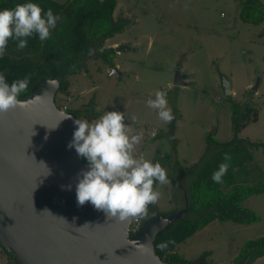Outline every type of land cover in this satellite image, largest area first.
<instances>
[{"label":"rangeland","instance_id":"rangeland-1","mask_svg":"<svg viewBox=\"0 0 264 264\" xmlns=\"http://www.w3.org/2000/svg\"><path fill=\"white\" fill-rule=\"evenodd\" d=\"M239 8L235 0H117L113 22L123 30L105 41L102 53L114 42L128 48L112 55L119 77L109 74L112 67L102 57L83 56L81 70L67 76L68 94L55 95L61 107L81 109L82 120L92 122L106 111H119L133 133L143 134L133 155L159 162L169 181L156 183L160 198L148 205L143 218L184 208V191L194 171H182L214 146L206 135L221 143L232 138L230 104L241 111L257 109V120L238 136L264 143V22H242ZM176 69L189 85L173 84ZM221 76L229 82L230 95L223 94ZM157 91L166 93L171 122L146 106ZM251 155L263 173L253 180L264 179V146L251 148ZM244 206L260 216L258 223L213 221L180 243L177 253L189 264H230L244 241L264 235V190L248 197ZM6 262L12 263L0 255V264Z\"/></svg>","mask_w":264,"mask_h":264},{"label":"water","instance_id":"water-1","mask_svg":"<svg viewBox=\"0 0 264 264\" xmlns=\"http://www.w3.org/2000/svg\"><path fill=\"white\" fill-rule=\"evenodd\" d=\"M109 74L120 75L115 67ZM186 78L176 69L173 84L187 86ZM220 86L231 94L223 76ZM58 89L57 79H45L0 114V246L15 264H166L153 241L187 206L143 220L132 237V218L107 220L90 203L79 206L77 176L88 165L68 147L75 118L55 104Z\"/></svg>","mask_w":264,"mask_h":264},{"label":"trees","instance_id":"trees-1","mask_svg":"<svg viewBox=\"0 0 264 264\" xmlns=\"http://www.w3.org/2000/svg\"><path fill=\"white\" fill-rule=\"evenodd\" d=\"M235 1L240 4L239 19L242 22L251 25H260L264 22V3L260 0ZM26 2L28 0H0V9H11L17 4ZM32 2L37 3L44 11L51 8L60 19L51 31L49 39L44 42L34 34L27 38L26 48L18 49L17 42L9 40L5 54L0 59V73L5 75L9 84L17 79L29 78L28 89L21 93L18 99L27 96L45 79H57L58 92L68 94L67 76L81 70L83 56H99L104 62L110 63L111 67L113 66L114 48L110 47L104 50L106 53L102 52L105 41L123 30L122 25H115L113 22V11L117 0L64 2L32 0ZM55 104L58 108L61 107L56 98ZM93 104L92 100L86 106L90 108ZM230 110L232 138L221 143L213 134L206 135V140L214 144L210 150H207L210 156L207 157L209 153L203 154L188 171L182 169L184 173L194 171V177L184 191L187 213L168 224L153 241L155 255L166 264H189L177 253V246L213 221L241 225L260 221V216L244 206V201L264 190V179L253 180L255 174L263 173L254 164L251 155V148L264 146V143L251 142L238 136L245 125L257 120L258 111L249 107L241 111L235 104H230ZM66 111L75 119H80L84 114L81 109L66 107ZM225 153L231 157L228 161L229 168L222 178L223 182L218 184L213 182L211 177L213 172L218 170L219 165L225 162ZM81 160L87 163L84 159ZM175 165H177L176 161ZM155 185L156 183L153 185L154 188ZM192 214L196 216L192 217ZM161 215L165 214L161 213ZM161 244H165L166 247L161 249ZM0 255L8 256L11 264H15L12 255L1 246ZM262 256H264V235L244 241L230 264H253ZM204 257L201 256L198 260H203ZM208 264L217 263L210 261Z\"/></svg>","mask_w":264,"mask_h":264},{"label":"clouds","instance_id":"clouds-1","mask_svg":"<svg viewBox=\"0 0 264 264\" xmlns=\"http://www.w3.org/2000/svg\"><path fill=\"white\" fill-rule=\"evenodd\" d=\"M59 19L51 8L44 11L32 0L11 9H0V59L10 39L17 42L18 49L26 48L27 38L34 34L41 42L48 40ZM28 85V77L9 84L5 75L0 73V114L21 104L18 97L28 89ZM146 106L157 110L159 119L164 122L174 119L166 93L162 91L148 99ZM65 118H70V115ZM124 121V113L119 111H106L92 122L75 119L73 136L68 144L88 165L77 176V204L90 203L95 210L103 212L107 220L120 222L144 217L148 205L156 204L160 198V192L154 190V183L164 185L169 182L159 162L152 163L143 156L136 158L133 155L143 134L133 133ZM230 159L225 153V162L212 174L213 182H223ZM164 247L165 244L160 245L161 249Z\"/></svg>","mask_w":264,"mask_h":264},{"label":"built area","instance_id":"built-area-1","mask_svg":"<svg viewBox=\"0 0 264 264\" xmlns=\"http://www.w3.org/2000/svg\"><path fill=\"white\" fill-rule=\"evenodd\" d=\"M60 109L65 110L66 111V107L62 106L60 107ZM143 218V217H142ZM142 218L141 217H135L131 219V223L129 226V230H128V235L130 236H134L138 233L141 223H142Z\"/></svg>","mask_w":264,"mask_h":264},{"label":"crops","instance_id":"crops-1","mask_svg":"<svg viewBox=\"0 0 264 264\" xmlns=\"http://www.w3.org/2000/svg\"><path fill=\"white\" fill-rule=\"evenodd\" d=\"M118 45H119V44H118L117 42H114V43L110 44L109 47H116V46H118ZM93 118H94V116H93ZM93 118H92V119H93ZM165 158H166V157H165ZM184 203H185V199H184ZM6 263H7V262H6ZM7 264H11V263H7ZM254 264H264V256L258 258V259L254 262Z\"/></svg>","mask_w":264,"mask_h":264}]
</instances>
